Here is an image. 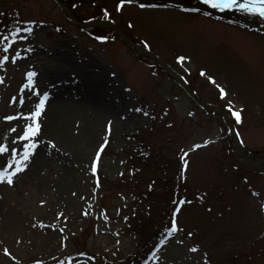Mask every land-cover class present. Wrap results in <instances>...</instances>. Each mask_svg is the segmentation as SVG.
<instances>
[{"label":"rangeland","instance_id":"rangeland-1","mask_svg":"<svg viewBox=\"0 0 264 264\" xmlns=\"http://www.w3.org/2000/svg\"><path fill=\"white\" fill-rule=\"evenodd\" d=\"M171 1L138 0L156 5L141 9L139 3L120 8V0H60L79 23L92 19L81 27L54 0H0V59L9 57L0 63V145L9 147L0 154V166L20 159L28 143L19 139L24 118L49 93L29 166L12 185L0 182V264H264V173L243 165L232 137H223L227 127L219 115L194 104L115 30L91 25L110 20L178 74L198 99L230 111L242 147L264 164V25L224 23ZM176 1L183 6L203 0ZM229 11L218 18L259 17L238 7ZM20 27L33 32H20L27 39L13 42L9 34ZM28 71L37 73L31 85ZM82 83L101 87L113 113H102L86 134L80 127L84 109L72 115L77 123L70 122L65 134L56 131L60 116L54 113L64 109L57 99L93 98L80 96ZM7 115L17 119L5 120ZM48 128L55 136L45 134ZM62 132V142L76 138L60 144ZM140 139L149 147L141 149ZM13 151L19 154L13 157ZM184 153L187 170L182 167L170 204L163 192L167 184L150 179L169 181ZM149 183L155 195L147 209L135 198ZM176 208L178 230L169 235ZM43 248L49 252L38 256Z\"/></svg>","mask_w":264,"mask_h":264},{"label":"snow or ice","instance_id":"snow-or-ice-1","mask_svg":"<svg viewBox=\"0 0 264 264\" xmlns=\"http://www.w3.org/2000/svg\"><path fill=\"white\" fill-rule=\"evenodd\" d=\"M205 4L210 5L212 8H220V9H230L234 7H238L241 11L247 12V13H252L254 15H258L261 17H264V0H203ZM137 3V0H120V8H123L125 4L132 5ZM139 8L144 9V8H155L156 5L154 4H145V3H139ZM119 10V9H118ZM29 23H35V21H30ZM20 32H28L32 33L33 29L31 27H20L17 28L13 33H10L9 36L13 38V42H15V39H22L26 40L27 37L20 36ZM9 36L3 37V41H8ZM98 39H100L98 37ZM9 47L11 45H6L4 48V51L7 52L9 50ZM14 59V57H13ZM181 61L185 59V57L181 56L179 57ZM9 60L8 56H3L2 59H0V63H3L4 61ZM27 77L29 78V85L32 83V78L37 75L36 72L34 71H28L27 72ZM201 75H204V72H201ZM209 80L212 81L213 84H216V81L209 76ZM2 82V80H0ZM219 88L220 94L226 95L225 89L223 87H220L217 85ZM49 93L48 92H43L42 96L39 98V103L35 105V110L30 111V113L24 118L25 119V125H22V132L23 134L19 137V139L23 141H28V143H25L22 145L24 151L22 156H20L19 160H16L15 158L13 161L9 162L7 167L0 166V182H7L8 185H12L14 183V177L18 173H22L28 166V162L30 161L31 157L33 156L34 151L36 150L38 143H39V136L41 133V124L38 121L37 118L41 116L45 109V102L48 99ZM136 111H141L140 109H136ZM145 116L148 115L147 112L143 113ZM233 115L236 117L237 120L241 119L240 112L239 111H234ZM5 120L12 121L14 119H17V117L12 116V115H7L4 117ZM28 120H31V123H27ZM111 125L112 122L108 121L107 127H108V132L110 134L111 132ZM13 132H15V129H12ZM105 143H107V140L105 139ZM209 143V141H205V144ZM103 146H101L102 148ZM196 148H199L200 145H195ZM9 147L6 145H0V154L8 152ZM13 157L18 155L19 153L16 151H13L10 153ZM99 156V153H97V157ZM187 156V153H184L181 157L183 160V169L186 171L187 166H188V161L184 157ZM3 157H0L2 159ZM13 164L15 165L14 169L12 171H9V168L13 167ZM92 171L95 172L96 168L95 165H93ZM181 204L183 203H191V201H180ZM180 208H176L174 213H173V219L171 221V227L169 229V235L172 233L176 232L178 230L177 228V223L175 216L177 213H179ZM60 215H63L62 213ZM63 231V229H61ZM189 235H192V233H189ZM161 244L164 243L163 240L160 241ZM192 252H196V248L190 249ZM5 254H8V249H4ZM39 264V262H38Z\"/></svg>","mask_w":264,"mask_h":264},{"label":"bare ground","instance_id":"bare-ground-1","mask_svg":"<svg viewBox=\"0 0 264 264\" xmlns=\"http://www.w3.org/2000/svg\"><path fill=\"white\" fill-rule=\"evenodd\" d=\"M203 5L205 7H211L210 5L205 4L204 2H203ZM212 9L215 11L227 10V9H220V8H212ZM82 84L86 88L83 87L82 85H80L82 89H80L78 87L79 91H80V96H83L85 94V95H88L89 98L93 97L94 99L92 98L90 101H87V103H85V101L82 102V100L78 101L77 103H71V102H68V100H66V102H65V101L57 99L55 101V103L63 105L64 109L62 108L60 111H57L56 113H54V114L60 116V118L55 119L56 124L54 125V128L56 129L58 127L56 129V131L61 132V129L63 128L62 130L65 134V128H68V125L70 122L77 123V119L71 118L72 115H74L76 113H80V111L83 112L84 109H86V111H85L86 113L83 115V119H81L82 125L80 127H81V129H85V127H86L89 130V131H87L86 134L90 133L91 129H94V125L99 120L102 113H110V114L113 113V110H114L113 106L109 107L110 106L109 102H106V101L103 102L102 101L105 93L103 92L101 87L99 89V88H95L94 86H92L90 84H86V83H82ZM91 87H94V88L91 89ZM71 88H72V86H71ZM71 88H69V89H71ZM57 94L58 93H56V95ZM61 113H63V114H61ZM72 119H74V120H72ZM54 130H52V128H48V130H46L47 133H45V134L46 135L47 134L54 135L53 134L55 132ZM63 132L60 133L58 138H56L57 140L59 139L60 144L67 143V142L72 141L76 138V137H70L68 140L62 142L60 138L62 135H64ZM39 158H40V156H39ZM42 162H44V157H43ZM43 249H44V252L43 253L41 252L38 256L45 255L46 253L49 252L48 249H46V248H43ZM31 261L35 262L36 260H31Z\"/></svg>","mask_w":264,"mask_h":264},{"label":"water","instance_id":"water-1","mask_svg":"<svg viewBox=\"0 0 264 264\" xmlns=\"http://www.w3.org/2000/svg\"><path fill=\"white\" fill-rule=\"evenodd\" d=\"M56 2H58V4L62 7V4L60 2V0H55ZM64 12L71 18L75 21L73 15L66 9V7H62ZM91 24H95V25H98V26H108L110 28H113L114 30H116L118 32V34L123 38V40L135 47L141 54H144V55H147L157 61L160 62V64H162L164 67H166L167 69V66H165V64L163 62H161L160 60H158L157 57H155L154 55H152L151 53L149 52H146L144 50H142L141 48H139L138 46H136L135 44H133L132 42L128 41L127 39H125L123 33L121 32L120 29H118L116 26L112 25L111 23H107V22H98V21H95V22H92ZM172 74V76L182 85V87L187 91V93L196 101L197 104H199L200 106H204L208 109H212L213 111L217 112L219 115H221L228 127H229V130H230V133H231V136L234 140V143H235V146H236V150H237V153L239 155V157L246 163L247 167H249L252 171H256V172H264V165H261L257 162H254L252 161L246 154L245 152L241 149L239 143L237 142V136H236V133H235V130L233 128V125H232V122H231V119L228 115V113L225 111V109L221 108V107H217V106H212V105H207V104H204L202 103L201 101H199L194 95L193 93L189 90V88L181 81V79L179 78V76L173 72H170Z\"/></svg>","mask_w":264,"mask_h":264},{"label":"trees","instance_id":"trees-1","mask_svg":"<svg viewBox=\"0 0 264 264\" xmlns=\"http://www.w3.org/2000/svg\"><path fill=\"white\" fill-rule=\"evenodd\" d=\"M179 175L180 174L177 171V173L174 174V176L169 181H166V177L165 176L160 177V178L152 177L151 178V182L154 184V183H156L157 180L160 181V179H161L163 181V183H164V186L167 184V186L164 187L163 192H164L165 195H168L169 198H167V199H169V202H170L172 196L175 194L176 185L179 182V180H178ZM152 183H151V185H149L150 188H148L144 193H141L139 195L140 198L137 199V201H142L141 199H145L144 203L147 204V206L151 205V203H153L152 199L150 198V195L154 193V190L152 189V186H153ZM141 237H143V236H141Z\"/></svg>","mask_w":264,"mask_h":264}]
</instances>
